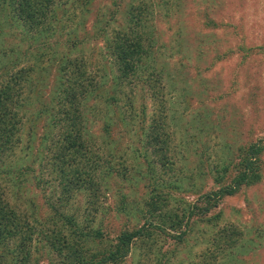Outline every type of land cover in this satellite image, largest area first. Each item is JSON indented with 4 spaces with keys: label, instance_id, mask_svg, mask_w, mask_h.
<instances>
[{
    "label": "rangeland",
    "instance_id": "obj_1",
    "mask_svg": "<svg viewBox=\"0 0 264 264\" xmlns=\"http://www.w3.org/2000/svg\"><path fill=\"white\" fill-rule=\"evenodd\" d=\"M62 3L58 13L67 9L68 14L76 15L64 28L67 15L61 13L62 27H55L47 40L49 49L19 26H3L2 45L10 50V60L18 61V69L30 70L28 83L18 96L26 101L30 118L22 120L27 124L21 143L7 151L8 144H2L5 139L0 140L4 165L22 163L25 177L13 190L23 196L16 207L29 219L23 223L44 219L52 201L62 202L59 180L67 178L72 168L67 163L72 161L66 158L65 165L61 163L57 169L47 159L54 146L65 143L69 124L63 118L56 123L51 110L33 130L34 140L25 133L32 131L28 128L37 111L56 106L51 98L57 88L59 55L74 57L81 52L86 61L85 92L76 106L85 138L81 153L96 164L103 186L95 209L86 202L87 193L78 191L59 210L72 214L74 222L89 218L91 228L99 227L96 238L83 237L81 255H76L74 263L89 264L91 257L101 258L113 249L119 235L148 220L151 234L133 239L128 254L115 264H204L213 261L212 256L214 264H264V151L255 156L258 183L217 198L205 217H211L207 223L198 215L205 208V196L229 183L244 152L252 145L264 146V0ZM138 7L147 9L140 27L145 58L134 60L136 72L120 79L112 49L105 44L109 41L111 45L107 39L114 31L126 29L127 13ZM79 14L83 25L76 23ZM77 37L84 38V43L78 51L71 50ZM45 54L52 58L42 56ZM152 119L169 135L162 152L141 142L142 130L147 131ZM37 154L43 159L38 164ZM58 159H52L56 165ZM75 163L82 162L76 159ZM78 175L68 178L76 179L77 185L78 178L82 180ZM4 183L0 181L2 190ZM152 202L160 209L155 215L147 212ZM191 210L194 214L188 218L190 227L183 241L173 238L176 232H161L157 227L160 213L186 222ZM57 219H50L48 227H61ZM88 230L90 227L83 229ZM42 241V235L31 238L32 264H72L67 261L73 258L65 259L66 250L60 251L59 246L43 255L39 251ZM1 249L0 254L5 253Z\"/></svg>",
    "mask_w": 264,
    "mask_h": 264
},
{
    "label": "trees",
    "instance_id": "obj_2",
    "mask_svg": "<svg viewBox=\"0 0 264 264\" xmlns=\"http://www.w3.org/2000/svg\"><path fill=\"white\" fill-rule=\"evenodd\" d=\"M62 2L63 0H0V61L2 58H5L0 62V140L5 139L2 144H8L7 151L13 150V144L17 145L21 143L22 136L26 130L25 125L27 124L23 123L22 120H30L26 113V101L18 100L19 90H22L26 85L28 81V74L26 73L30 70L29 68L27 71H24L23 68L18 69V61L10 60V50L6 51L2 45L3 26L5 24L17 25L22 28L23 33L30 34L33 41L39 42L42 40L44 42L42 45H39L43 47L47 46V40L56 32L54 31L56 30L55 27H62V23L64 22V28H66L65 24H69L72 20L71 18L76 15L68 14L67 9L66 11L58 13L63 6ZM64 2L67 4L68 0H64ZM61 13L64 16L67 15L63 22L60 17ZM146 14L147 9L145 8H132L126 15V29L114 31L107 39H110L111 45L108 46L109 41H107L105 46L106 49H112L111 57L114 60L115 66H117L116 71L120 79H126L127 76L136 72L137 64L134 60L140 62L143 56L145 58V49L143 46L145 41L142 38L140 27L143 26V16ZM79 17L80 14L78 15L76 23L78 25L85 24L84 18L81 17V22ZM72 43L71 50L78 51L81 44L84 43V38H74ZM49 47L47 46L45 48L49 49ZM42 56L52 58L50 54ZM57 63L55 80L57 82V88H55L54 95L51 98L56 106H44L45 109L37 111L32 119V124L28 128V130L32 131L25 133V135L28 139L34 140L35 134L33 130L36 129L37 123L42 119L43 114L50 116V111L53 110L55 113L51 117L56 123L60 121V118H63L66 124H69L70 129L65 133V143L54 146L53 152L50 150L47 163L50 164L52 162L54 168L59 169L60 164L65 165V159L69 158L72 162L67 163V167L72 168L68 176L80 173L82 180L78 178L77 185L74 182L76 179L68 178V176L66 179L59 180L62 202L57 199L46 207L48 215L45 218L43 217L45 221L44 219H31L29 222L24 211L16 208L19 207L18 201L20 202L23 196L21 197L13 190L18 183H23L25 174L20 167L22 163L15 161L10 165H4L3 160L5 157H2V155H4L5 150L0 145V181L5 182L4 191L1 189L4 188L3 185H0V248L5 252H1L0 254V264H32L29 257L31 255V238L34 235L36 237L43 236L42 245L39 246V251L43 252V255L49 249H56L59 246L58 249L60 251L61 249L66 250L65 259L68 256L73 258L67 262L75 264L73 260H78L76 259V255H81L80 245L84 242L83 237L89 238L95 236L94 238H96L99 235V231H97L99 227L95 229L91 228L93 227V223H89V218H86L88 221L84 225L86 219L85 222H74L72 214V217H70L67 213L63 214L59 212L60 208H65L64 204L69 203V199H72L78 191L87 193L86 202L90 204L92 210L95 209L94 204L100 199L103 183L99 181L96 164L89 163V159L81 153V147L83 146L85 138L81 133V130H83L82 124L78 122L81 117V111H79L80 109H76V106L77 99L85 92V86L82 84V81L86 74V61L80 52L74 57L69 53L59 55ZM78 90L80 91L78 92ZM155 122L156 120L152 119V124L148 127L147 131L142 130L141 142L144 146L159 147V152H162V149L166 147L165 144L167 143L169 135L165 130H162L160 125H156ZM62 145L65 148H61ZM261 151H264V146H250L247 152H244L245 154L240 157L241 159L237 164V171L233 170L234 174L230 177L229 183L205 196V208L198 212L199 216L202 215V220H205L207 223L211 219V217H205L210 209L216 206L215 202L217 198L222 199L227 196H232L242 186L259 182L260 175L255 163V156L262 153ZM57 157L59 158V162L56 165L52 159ZM251 158L255 159V161ZM36 159H38L37 164L43 162L40 154L36 155ZM76 159L81 160L82 163H75ZM225 170V173L228 174V168H225ZM26 204L28 205V202ZM20 207L23 206L21 205ZM159 211L158 203L152 202L148 205L147 212L150 215H155ZM193 214V210L189 211L186 217L187 221L183 222V220L176 219L171 214L160 213L159 225L157 227L160 228L161 232H166L167 229L176 232V236L173 238L183 241V236L187 234L186 229L188 230L190 227L188 225V218L192 217ZM56 217L61 227L54 226L53 228H49L48 221ZM23 219L28 220L23 223ZM51 222L54 225L57 223L52 220ZM63 226L67 228H62ZM148 226L151 225L147 220L138 229L122 233L116 238V244L113 249H108L105 252L106 254L99 259L91 257L89 264L117 263V261L128 254L133 239L146 238L151 234V228ZM87 227H90V230L84 232L83 229ZM141 240L146 244L149 242L148 239ZM164 256L166 257L167 255ZM212 258L213 261H207L204 264H214L216 261H214L213 256ZM58 264H65V261H60Z\"/></svg>",
    "mask_w": 264,
    "mask_h": 264
}]
</instances>
